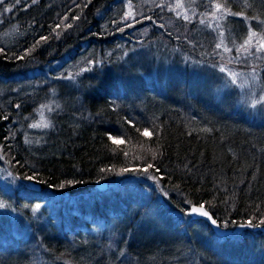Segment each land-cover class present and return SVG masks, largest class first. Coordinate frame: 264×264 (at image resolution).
Returning a JSON list of instances; mask_svg holds the SVG:
<instances>
[{
    "label": "trees",
    "instance_id": "trees-1",
    "mask_svg": "<svg viewBox=\"0 0 264 264\" xmlns=\"http://www.w3.org/2000/svg\"><path fill=\"white\" fill-rule=\"evenodd\" d=\"M217 1L237 57L243 21L264 26V0ZM160 5L0 0V163L25 184L6 192L3 209L29 223L0 217V264H264V231L218 236L188 213L201 204L223 227L264 225V115L251 116L236 90L218 93L213 40L184 44L177 15ZM146 25L147 38L137 35ZM60 62L75 66V84L46 85V67ZM29 71L36 78L21 80ZM46 90H59L60 108L34 137L26 116ZM46 202L59 210L36 215Z\"/></svg>",
    "mask_w": 264,
    "mask_h": 264
},
{
    "label": "rangeland",
    "instance_id": "rangeland-1",
    "mask_svg": "<svg viewBox=\"0 0 264 264\" xmlns=\"http://www.w3.org/2000/svg\"><path fill=\"white\" fill-rule=\"evenodd\" d=\"M159 2L161 4L160 7L163 9L166 7L177 15L178 20H172V29L173 32L185 42L184 44L190 41L192 42L191 45H194V38H203L196 37L201 34H208L209 39L213 40L212 42L205 43V49L208 55H212V57L215 56L220 60V65L217 67L218 70L216 71V76H220V82L215 86L218 93L221 94L225 89L236 90L239 97V104L248 110L250 115L252 114L251 116H256L258 114L264 115V26L259 23L260 25L257 26L260 29L259 32H254L251 22L250 25L248 20L245 19L243 25L246 27L249 25L247 28L248 36L244 38L245 41L241 46H247V49H244L237 57H232L231 47H229V43L226 41L228 38L224 33L226 30L223 29L222 31L219 29L220 22L222 23L223 19L222 16H226V12L223 10V6L220 2L217 0H159ZM217 5H220V7L218 8ZM228 15H231L230 12H228ZM133 17L134 13L130 10V14L127 15V18ZM179 24L185 25V28L181 27L180 29L178 26ZM151 28V26L146 25L143 28L140 27L136 33L143 38H147ZM156 34L163 42L166 41L161 34L158 32ZM160 42L161 40H158L159 44ZM149 44L155 46L153 43L149 42ZM176 44H178L176 48L184 52L185 49L180 43L178 42ZM146 45L147 44L144 45V48H146ZM212 46L215 51L212 50V52H209L208 49ZM220 51L223 55L220 54ZM187 52L189 51L186 50L185 55ZM254 54L257 56L252 59L251 55ZM179 55L181 59L185 57L184 54ZM203 55H205L204 51L202 54H199L198 57L201 58ZM187 56L188 55H186V57ZM63 64L65 63L60 62L53 66L50 65L46 67V71H44V73H46V85L51 84L59 77L64 79L68 78L71 83L75 84L78 77L75 76L77 75L75 66L70 65L65 68L60 66ZM64 68L67 70L68 76H52L55 74L54 70L59 71V75H61V71ZM36 74H38V72L33 73V71H29L26 76H22L24 79L21 77V80L26 79V81L31 82L34 80ZM58 94L59 90H46V93H42V96H45L46 99L41 102L34 114L26 116V122L28 121L27 126H29L27 129V131H29L28 134L34 137L40 135L46 136V132H48L52 125V114L57 113L60 108L57 104ZM10 172L11 171H9L6 165L0 163V205H5L2 198H4L6 192L14 189L16 186L22 188L25 185L24 182L19 181L18 178ZM108 192L110 193L109 189ZM61 195L65 194L54 195V198L60 200ZM38 205L39 207L36 205L33 209L36 215H39L42 210L46 213V209L48 208L50 209L48 211L50 214H55L59 210V207L54 206L53 203L46 202ZM3 215L10 217L11 223L16 227L19 222L21 229H26L29 224L28 222L20 221L19 215L13 211H6L3 207H0V217H3ZM33 216L36 217L35 215ZM14 231L17 233L19 232L17 229H14Z\"/></svg>",
    "mask_w": 264,
    "mask_h": 264
},
{
    "label": "water",
    "instance_id": "water-1",
    "mask_svg": "<svg viewBox=\"0 0 264 264\" xmlns=\"http://www.w3.org/2000/svg\"><path fill=\"white\" fill-rule=\"evenodd\" d=\"M29 184L35 189L39 187V185L34 183L33 181H30ZM96 187L101 191H105L108 188V183L100 182L96 184ZM194 210H198V211H194ZM205 212L208 213L207 216L204 215ZM188 213L193 219L202 220L206 222L218 236H229L234 233H240L246 229L264 231V225L254 226L250 223H241V224L236 225L235 227H223L220 225L217 219L213 216L212 212L209 209H207V207L201 204H193L190 207Z\"/></svg>",
    "mask_w": 264,
    "mask_h": 264
},
{
    "label": "snow or ice",
    "instance_id": "snow-or-ice-1",
    "mask_svg": "<svg viewBox=\"0 0 264 264\" xmlns=\"http://www.w3.org/2000/svg\"><path fill=\"white\" fill-rule=\"evenodd\" d=\"M217 7L219 8V7H220V5H217ZM218 47H219V45H218ZM145 135H150V133H148L147 131H145ZM0 207H3V205H0ZM37 207H39V205H37ZM194 211H198V210H194ZM204 215H205V216H207V215H208V213H207V212H205V213H204Z\"/></svg>",
    "mask_w": 264,
    "mask_h": 264
}]
</instances>
